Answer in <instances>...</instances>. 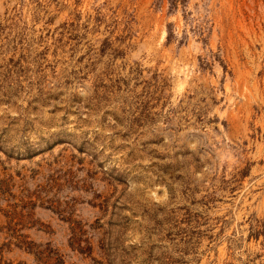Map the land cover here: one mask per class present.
Wrapping results in <instances>:
<instances>
[{
  "label": "rangeland",
  "instance_id": "rangeland-1",
  "mask_svg": "<svg viewBox=\"0 0 264 264\" xmlns=\"http://www.w3.org/2000/svg\"><path fill=\"white\" fill-rule=\"evenodd\" d=\"M0 264H264V0H0Z\"/></svg>",
  "mask_w": 264,
  "mask_h": 264
},
{
  "label": "trees",
  "instance_id": "trees-1",
  "mask_svg": "<svg viewBox=\"0 0 264 264\" xmlns=\"http://www.w3.org/2000/svg\"><path fill=\"white\" fill-rule=\"evenodd\" d=\"M71 245H72L73 247H75V246H74L73 239L71 240ZM78 246H79V244H78ZM77 249H79L80 252H86V251H89V250H90L89 246H87V243L85 244V246H83V247L79 246ZM56 261H57V262H60V259L58 258Z\"/></svg>",
  "mask_w": 264,
  "mask_h": 264
}]
</instances>
